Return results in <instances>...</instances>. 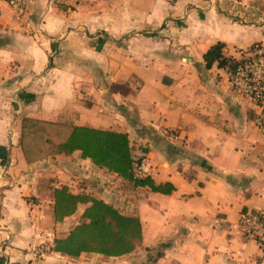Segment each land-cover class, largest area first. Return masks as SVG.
<instances>
[{
    "label": "crops",
    "instance_id": "1",
    "mask_svg": "<svg viewBox=\"0 0 264 264\" xmlns=\"http://www.w3.org/2000/svg\"><path fill=\"white\" fill-rule=\"evenodd\" d=\"M241 60L264 46V0H23L0 6V264H264L239 222L264 215V132L258 110L229 73L207 69L216 44ZM24 118L127 134L135 188L76 152L29 164ZM67 186L137 217L143 241L128 256L51 252L87 206L54 220V189Z\"/></svg>",
    "mask_w": 264,
    "mask_h": 264
},
{
    "label": "trees",
    "instance_id": "2",
    "mask_svg": "<svg viewBox=\"0 0 264 264\" xmlns=\"http://www.w3.org/2000/svg\"><path fill=\"white\" fill-rule=\"evenodd\" d=\"M224 49L225 45L218 43L205 54L207 69L217 66L232 73L244 63L243 59L226 57ZM20 146L29 164L79 152L82 159L90 160L135 188H150L164 195L174 192L171 184L156 185L150 177H138L136 169L141 161L133 158L127 134L24 118ZM53 195L56 223L73 217L81 206L87 207L82 215L84 222L75 226L66 238L55 239L52 252L74 259L83 254L119 258L134 253L142 243L143 227L139 218L126 216L114 206L85 193L75 194L67 186L55 188Z\"/></svg>",
    "mask_w": 264,
    "mask_h": 264
},
{
    "label": "built area",
    "instance_id": "3",
    "mask_svg": "<svg viewBox=\"0 0 264 264\" xmlns=\"http://www.w3.org/2000/svg\"><path fill=\"white\" fill-rule=\"evenodd\" d=\"M8 3L19 13L22 10L23 0H0ZM241 64L235 72L229 73V84L236 92L249 98L258 110L256 125L264 132V46H253L243 58ZM141 164L137 167L138 170ZM138 177L140 175L138 174ZM241 234L246 239L254 240L264 251V215L259 213H246L241 216L239 222ZM31 252L44 258L52 252V248L47 242L32 246Z\"/></svg>",
    "mask_w": 264,
    "mask_h": 264
},
{
    "label": "rangeland",
    "instance_id": "4",
    "mask_svg": "<svg viewBox=\"0 0 264 264\" xmlns=\"http://www.w3.org/2000/svg\"><path fill=\"white\" fill-rule=\"evenodd\" d=\"M85 264H116L115 261L109 259H102L101 257H87Z\"/></svg>",
    "mask_w": 264,
    "mask_h": 264
}]
</instances>
